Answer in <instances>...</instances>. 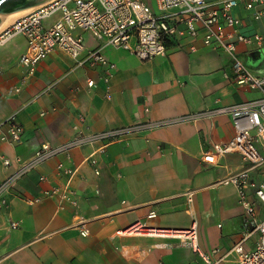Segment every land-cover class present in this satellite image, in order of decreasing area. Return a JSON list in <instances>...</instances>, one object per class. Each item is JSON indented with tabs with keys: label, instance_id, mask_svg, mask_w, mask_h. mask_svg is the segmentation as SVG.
<instances>
[{
	"label": "crops",
	"instance_id": "1",
	"mask_svg": "<svg viewBox=\"0 0 264 264\" xmlns=\"http://www.w3.org/2000/svg\"><path fill=\"white\" fill-rule=\"evenodd\" d=\"M232 12L241 20L235 32L263 36L261 43L238 42L236 53L253 74L264 75V14L254 19L242 1ZM74 33L82 35L88 48L101 44L114 62L107 79L104 65L77 64L60 47L28 74L19 62L25 36L17 33L0 44V119L14 113L23 126L21 142L0 139V183L18 167L17 157L29 159L43 141L60 146L83 138L0 191L6 200L0 207V264L198 261L178 238L117 232L137 219L179 229L195 221L202 249L217 248L216 256L223 255L250 227L245 226L236 187L219 179L245 162L238 153L227 152L209 163L202 152L234 134L229 113L218 108L259 92L235 81L230 56L200 37L170 40L165 54L140 59L87 31ZM89 78L94 80L91 86ZM104 144L105 151L97 152V163L91 165L87 157ZM58 161L73 170L70 186L76 206L42 193L67 179L56 167ZM40 174L46 179L39 180ZM250 196L261 216V202ZM150 211H155L153 217L147 216ZM256 239L257 233H250L244 246L252 249ZM216 264H235V257L230 252Z\"/></svg>",
	"mask_w": 264,
	"mask_h": 264
},
{
	"label": "built area",
	"instance_id": "2",
	"mask_svg": "<svg viewBox=\"0 0 264 264\" xmlns=\"http://www.w3.org/2000/svg\"><path fill=\"white\" fill-rule=\"evenodd\" d=\"M251 11L254 19L264 14L260 6L264 0H47L31 7L14 17L10 23L0 29V44L17 33L25 36L26 46L19 56V62L28 74H32L37 63L55 47H60L71 55L77 64L87 62L89 65L105 66L104 79L114 69V62L107 59L100 45L88 48L83 37L74 33L76 29L87 31L90 35L115 47H122L140 59H149L155 55L165 54L168 42L181 38L195 39L200 37L205 45L224 50L231 59V77L259 95L231 105L218 108L229 113L234 134L223 142H215L202 152V160L213 163L217 156L227 152H236L245 162V166L230 172L219 179L221 183H231L236 187L238 202L243 208L244 223L250 230L236 241L223 255L216 256L217 248L210 251L202 249L199 243L198 229L195 221L187 228H162L148 225L145 221L135 220L118 233H150L170 238H178L197 254L198 261L194 264H216L226 254L232 252L235 264H264V75L253 74L236 53L238 42L261 43L263 36L259 33H242L234 30L241 25V20L232 10L240 2ZM154 3L155 8H153ZM54 16L52 23L45 25L44 20ZM230 28V29H228ZM195 50L193 44L189 45ZM94 84L92 78L87 79V85ZM23 126L14 113L0 119V139L17 144L21 142ZM79 137L72 143L82 141ZM72 143L53 146L43 141L33 155L21 161L18 167L1 183L0 191L8 187L26 172L64 150ZM106 145L99 146L87 157L91 165L97 163V152H104ZM5 164L10 163L8 157H3ZM56 167L68 174L64 184L44 188L42 193L47 196L58 195L60 198L76 206L75 190L70 186L73 170L64 167L58 161ZM98 173V169H94ZM263 172L257 176V172ZM46 176L39 175L43 181ZM254 194L263 207L262 215L256 212ZM189 197L190 194H187ZM6 203L0 197V207ZM155 211L147 216L153 217ZM12 227L17 223L10 222ZM86 228L80 233L85 235ZM256 232L257 239L252 249L244 246V240L250 233ZM193 264V263H185Z\"/></svg>",
	"mask_w": 264,
	"mask_h": 264
},
{
	"label": "water",
	"instance_id": "3",
	"mask_svg": "<svg viewBox=\"0 0 264 264\" xmlns=\"http://www.w3.org/2000/svg\"><path fill=\"white\" fill-rule=\"evenodd\" d=\"M47 0H0V27L15 12L31 8Z\"/></svg>",
	"mask_w": 264,
	"mask_h": 264
},
{
	"label": "bare ground",
	"instance_id": "4",
	"mask_svg": "<svg viewBox=\"0 0 264 264\" xmlns=\"http://www.w3.org/2000/svg\"><path fill=\"white\" fill-rule=\"evenodd\" d=\"M28 9H30V8H27V9L22 10V11L15 12V13L12 14L11 16L7 17V18L5 19L3 25L0 27V29L3 28V27H4L5 25H7L8 23H10V21H11L14 17H16L17 15H19L20 13H23L24 11H26V10H28Z\"/></svg>",
	"mask_w": 264,
	"mask_h": 264
}]
</instances>
